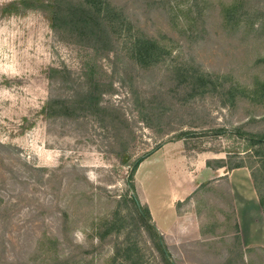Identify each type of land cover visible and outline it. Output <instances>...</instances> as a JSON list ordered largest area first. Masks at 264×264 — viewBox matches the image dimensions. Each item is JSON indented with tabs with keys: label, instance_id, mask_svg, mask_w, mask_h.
<instances>
[{
	"label": "rangeland",
	"instance_id": "obj_1",
	"mask_svg": "<svg viewBox=\"0 0 264 264\" xmlns=\"http://www.w3.org/2000/svg\"><path fill=\"white\" fill-rule=\"evenodd\" d=\"M263 82L264 0H0V264H264Z\"/></svg>",
	"mask_w": 264,
	"mask_h": 264
},
{
	"label": "crops",
	"instance_id": "obj_2",
	"mask_svg": "<svg viewBox=\"0 0 264 264\" xmlns=\"http://www.w3.org/2000/svg\"><path fill=\"white\" fill-rule=\"evenodd\" d=\"M221 169H218L217 171H220ZM245 169V167H240L232 169L230 172H228L229 184L232 186L230 195L234 208L236 225L235 230L237 232V235H239L240 243L245 250L250 247H259L264 250V211L261 207L260 200L253 181H249L247 175L244 174L246 173L244 172ZM210 170L213 171V169L211 168ZM234 171H241L240 178L235 176L234 179L232 177V173ZM236 185L244 186L245 194L242 198L240 196L237 197V195L235 194ZM178 199L179 201H183L182 198ZM151 213L158 228L163 233H165V229L168 227L169 222L172 221V215L167 216L166 214H164L162 217V221L159 224L152 208ZM178 221H180L179 218ZM245 259L246 261H248V258Z\"/></svg>",
	"mask_w": 264,
	"mask_h": 264
},
{
	"label": "trees",
	"instance_id": "obj_3",
	"mask_svg": "<svg viewBox=\"0 0 264 264\" xmlns=\"http://www.w3.org/2000/svg\"><path fill=\"white\" fill-rule=\"evenodd\" d=\"M208 77L211 76V74H207ZM201 79H203V77H201ZM211 80V79H210ZM262 84V85H261ZM260 84V87L257 88V91H252V96L250 97V99L252 100H255V97H257V92L258 91H261L263 94H264V82ZM236 94H234V89L232 87V89L230 90V100L231 102H233V99H234V96ZM238 133H240L243 137V139H245V141L248 143L247 145L250 147L249 150H252L253 151V147L255 148L256 147V150H255V155H258L261 159V162L263 163V166H264V132L262 133H243L241 132L240 130H237ZM218 133V134H225L226 133V130L225 129H220V130H216L215 133ZM179 138H181L180 136H178ZM145 158H140L138 159L134 165H133V168H132V174L137 170V168L139 167V164L144 160ZM212 160L211 159H208L206 161V164L208 167H211V168H214L211 164H212ZM215 162H219L216 166V170L218 169H221V168H228V172L231 171L232 169H235V168H240V167H247L249 170H250V173H251V177H252V181L254 183V186L256 188V191H257V194H258V197H259V200H260V204H261V207L264 211V195L262 193V190H261V187L259 185V183L257 182V177H256V174L253 170L252 167H250L249 165H246V164H235V165H232V166H228L227 163H224V160H215ZM149 215H150V212H149ZM238 238L240 239L239 235H238Z\"/></svg>",
	"mask_w": 264,
	"mask_h": 264
}]
</instances>
